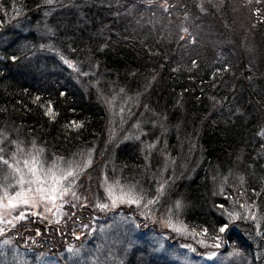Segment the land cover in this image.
Wrapping results in <instances>:
<instances>
[{
  "label": "trees",
  "instance_id": "16d2710c",
  "mask_svg": "<svg viewBox=\"0 0 264 264\" xmlns=\"http://www.w3.org/2000/svg\"><path fill=\"white\" fill-rule=\"evenodd\" d=\"M0 133L48 161L92 152L142 191L166 157L162 207L262 253L264 0H0Z\"/></svg>",
  "mask_w": 264,
  "mask_h": 264
},
{
  "label": "rangeland",
  "instance_id": "374dc122",
  "mask_svg": "<svg viewBox=\"0 0 264 264\" xmlns=\"http://www.w3.org/2000/svg\"><path fill=\"white\" fill-rule=\"evenodd\" d=\"M157 141L151 151L161 159ZM161 161L160 178L142 191L123 184L113 165L100 167L92 152L48 161L35 147L9 142L0 133V264H264V251L246 257L229 245L216 249L201 242L175 207H162L172 166L166 157ZM64 232L70 234L62 249L48 253L41 244L51 239L47 235ZM255 233L262 235L259 224Z\"/></svg>",
  "mask_w": 264,
  "mask_h": 264
},
{
  "label": "snow or ice",
  "instance_id": "6c2138e0",
  "mask_svg": "<svg viewBox=\"0 0 264 264\" xmlns=\"http://www.w3.org/2000/svg\"><path fill=\"white\" fill-rule=\"evenodd\" d=\"M47 114H49V115H51V112L49 111V113H47ZM76 127H80V125L79 124H77L76 125ZM5 164H7L8 163V161L7 160H4L3 161ZM67 175L68 176H71V175H73V173L71 172V171H69L68 173H67ZM41 189H38V191H40ZM129 202H135V198L134 197H132L131 196V194H129ZM25 204H27L28 203V201L27 200H24L23 201ZM101 207L102 208H105V207H107V205H101ZM20 219H23L24 218V216H23V213H21V215H20V217H19ZM227 227V225H225V226H222L221 228H220V231L221 232H223L224 230H225V228ZM214 247H219V245L217 244V245H214ZM216 255V253H210L209 254V256H208V258L209 259H211L213 256H215Z\"/></svg>",
  "mask_w": 264,
  "mask_h": 264
}]
</instances>
